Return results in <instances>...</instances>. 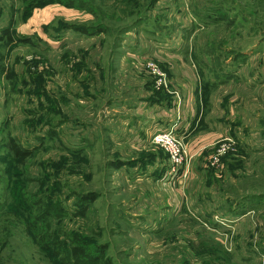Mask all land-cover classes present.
<instances>
[{
    "label": "rangeland",
    "instance_id": "374dc122",
    "mask_svg": "<svg viewBox=\"0 0 264 264\" xmlns=\"http://www.w3.org/2000/svg\"><path fill=\"white\" fill-rule=\"evenodd\" d=\"M158 78H198L213 143L180 133L179 180L116 143L126 120L146 138L118 107L168 101ZM69 235L99 264H264V0H0V264H59Z\"/></svg>",
    "mask_w": 264,
    "mask_h": 264
},
{
    "label": "crops",
    "instance_id": "0c3cea01",
    "mask_svg": "<svg viewBox=\"0 0 264 264\" xmlns=\"http://www.w3.org/2000/svg\"><path fill=\"white\" fill-rule=\"evenodd\" d=\"M168 80H170L169 88L165 94L168 101H159L161 97L156 98L151 96L152 90L150 91V89H152V87L150 85V87L147 86V89H149L151 93L149 97L151 103H149V105L148 102L142 103L143 100L140 105L134 107H127L124 106L123 103H120L118 112H121L124 115H132L133 118V114L140 115L137 116L138 118L135 117V119L138 121V126L144 127V131L147 135L146 138L140 140L135 136L134 132V127H137V125L132 127L130 120L121 121L120 126L122 129L120 131V137L118 136L116 142L117 145L123 147H126L127 145L128 147L148 152L144 158L139 159L132 157L128 160H121V164L124 165L122 169H125V167L135 171L142 169L144 170V173H149L150 171V173L155 174V176L158 172L163 173L166 171L167 159L162 160L160 154L156 156L157 151L151 150L149 148L150 144L147 143V140H150L151 136L156 132H165L170 129H176L175 131L178 133H188L187 146L188 152L191 155L197 153L194 150L195 148H200L199 150L201 151V149H205L213 144L211 141L209 142L206 135L198 136L196 138L195 136H193V138L191 137L194 128L192 130L190 129L193 126L196 127L195 117L196 114L200 112L199 95L196 91L198 78H168ZM124 95L129 96V94ZM124 119H126V117H124ZM127 127L131 128V130H127ZM149 167L155 168L156 171L147 170ZM138 176L139 180H141L140 178L150 177L148 174H145V177H141L142 174H139Z\"/></svg>",
    "mask_w": 264,
    "mask_h": 264
},
{
    "label": "trees",
    "instance_id": "16d2710c",
    "mask_svg": "<svg viewBox=\"0 0 264 264\" xmlns=\"http://www.w3.org/2000/svg\"><path fill=\"white\" fill-rule=\"evenodd\" d=\"M72 29L80 30L81 33L84 35L88 34L87 29L85 28L74 27ZM9 149H10V153L12 157L15 159L17 164H23L25 160L31 155L30 151L20 148V146H18L13 141H10ZM86 199L90 200L92 198L89 197ZM92 200H94V198ZM30 218L33 219V217H30ZM41 219L45 220L44 217H42ZM37 222L38 220L35 219L32 225H35V227L38 229V233L37 234L32 233V232L31 233L35 236V239H37L39 248L42 251L49 252L52 246H47L46 240H45V238L47 237L41 234V229L37 225ZM57 240L52 242V244L53 245L57 243L60 244V242ZM63 244H65L67 248L64 253V258L59 260V264H99L98 263L99 258H94L91 262L90 261L88 262L87 253H88V250H89L88 248L90 245L86 241H84L80 236L69 235L67 237V240L63 241ZM55 255H58V253ZM103 264H110V263L109 261H105L103 262Z\"/></svg>",
    "mask_w": 264,
    "mask_h": 264
},
{
    "label": "built area",
    "instance_id": "2783aa9c",
    "mask_svg": "<svg viewBox=\"0 0 264 264\" xmlns=\"http://www.w3.org/2000/svg\"><path fill=\"white\" fill-rule=\"evenodd\" d=\"M157 85L168 88L167 79L158 78ZM150 143L160 148L167 156L168 170H166L165 175L177 178V180L187 177L192 157L189 156L184 138L180 133L172 129L165 132H156L151 136ZM168 179L170 178L165 177L164 180L168 181Z\"/></svg>",
    "mask_w": 264,
    "mask_h": 264
}]
</instances>
